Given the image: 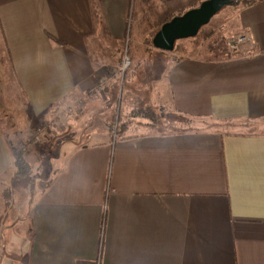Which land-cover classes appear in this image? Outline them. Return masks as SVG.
I'll return each instance as SVG.
<instances>
[{
	"label": "crops",
	"instance_id": "1",
	"mask_svg": "<svg viewBox=\"0 0 264 264\" xmlns=\"http://www.w3.org/2000/svg\"><path fill=\"white\" fill-rule=\"evenodd\" d=\"M176 1L205 0H0V67L21 91L13 124L0 125V184L15 178L11 144L98 90L97 58L127 38L140 51L144 10L158 23ZM254 1L237 7L232 36L251 43L236 56L169 63L151 101L216 125L162 133L137 122L118 138L103 130L64 143L33 205L22 264H264V131L235 129L264 127V0Z\"/></svg>",
	"mask_w": 264,
	"mask_h": 264
},
{
	"label": "rangeland",
	"instance_id": "2",
	"mask_svg": "<svg viewBox=\"0 0 264 264\" xmlns=\"http://www.w3.org/2000/svg\"><path fill=\"white\" fill-rule=\"evenodd\" d=\"M232 1H239L241 4L221 10L203 31V35L206 33L204 37L197 40L195 37L178 41L176 46H180L183 51L181 53L153 51L155 49L152 47L153 39L151 38L160 29L161 22L154 23L144 10L141 20L143 32L138 33L144 35L145 30L149 32L147 34L149 39L143 42L149 44L148 55L144 53V44L142 48H137L140 51H134V46L128 38L125 41V49L111 44L113 46L111 54L97 58L100 61V65L97 61V67H100L98 90L79 96L77 100H72L69 104L56 107L49 120L40 123L36 129L32 130L29 142L17 141L13 144L25 150L31 170L29 174H25L26 177H19L15 176L16 168L14 167V181L12 182L13 178H11L4 184H0V264H22L21 258H27L29 255L32 246V208L40 198L49 162L60 155V149L67 141L80 144L89 142L93 135L100 137L96 131L103 130L113 132V139L118 138L121 130L131 123L138 124L137 122H146L145 124H150L148 125L150 129L162 133L216 125L209 120L183 118L173 111L152 105L151 101L154 96H157L156 90L158 92L160 86L159 78L168 70L164 68L181 57L200 53H202L200 57L210 53L216 58L224 57L225 53L228 56L226 44L232 38H236L232 36L237 31V7L250 4L254 0ZM148 24H151V29H148ZM210 31L211 34L207 33ZM132 34L134 35V32ZM129 35H131L130 32ZM127 59H129V66L125 68L124 63ZM3 68L0 72V125L5 121L11 126L15 119H12L10 113L13 109H19L21 91L11 87L8 67L5 71ZM27 118L26 113L17 112V119L29 120ZM26 124L29 126V121H26ZM235 129L264 131V127L256 128L255 126L244 128L241 126ZM30 133L31 129L26 127L22 129L21 134L25 137ZM37 149L42 150L41 153L37 154ZM30 150L33 151L32 157L28 155Z\"/></svg>",
	"mask_w": 264,
	"mask_h": 264
},
{
	"label": "water",
	"instance_id": "3",
	"mask_svg": "<svg viewBox=\"0 0 264 264\" xmlns=\"http://www.w3.org/2000/svg\"><path fill=\"white\" fill-rule=\"evenodd\" d=\"M235 3L232 0L203 1L197 8L165 23L155 34L153 47L164 52H173L178 41L197 37L201 29L209 25L221 10Z\"/></svg>",
	"mask_w": 264,
	"mask_h": 264
},
{
	"label": "trees",
	"instance_id": "4",
	"mask_svg": "<svg viewBox=\"0 0 264 264\" xmlns=\"http://www.w3.org/2000/svg\"><path fill=\"white\" fill-rule=\"evenodd\" d=\"M202 2L190 3L187 1H176V2L166 4L164 6V10L162 11V14H160V16L158 17V23L161 22L160 28L165 23L171 21L173 18H175L177 16H181V15L185 14L186 12H188L189 10L197 8ZM254 2L255 1H253L250 4H253ZM239 4H241V3L238 1L234 5H239ZM246 5H249V4H246ZM207 27L208 26H205L201 29V31L199 32V34H198L197 38H195V40L200 39L201 37H204V35L206 33L204 35L202 33ZM207 33L211 34V31L207 32ZM176 49L178 51H182L180 46H178V45L176 46ZM181 117H183V116H181ZM183 118H185V117H183ZM11 149H12V155H13V160H14V167L16 168V175L15 176L26 177L25 174L30 173L31 165L29 164V162L27 160L25 150L24 149L22 150L20 147L14 146L13 144H11Z\"/></svg>",
	"mask_w": 264,
	"mask_h": 264
},
{
	"label": "built area",
	"instance_id": "5",
	"mask_svg": "<svg viewBox=\"0 0 264 264\" xmlns=\"http://www.w3.org/2000/svg\"><path fill=\"white\" fill-rule=\"evenodd\" d=\"M252 38L248 35H241L236 38H232L230 41L226 44V49L228 50L229 56H236L238 55L242 47L245 46L247 43H251ZM129 66V59L124 63V67L127 68Z\"/></svg>",
	"mask_w": 264,
	"mask_h": 264
}]
</instances>
